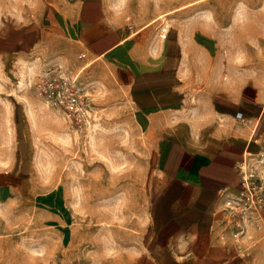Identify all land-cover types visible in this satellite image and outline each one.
<instances>
[{"label":"rangeland","instance_id":"374dc122","mask_svg":"<svg viewBox=\"0 0 264 264\" xmlns=\"http://www.w3.org/2000/svg\"><path fill=\"white\" fill-rule=\"evenodd\" d=\"M74 1L0 0V174L11 177V188L0 187V264H149L164 183L159 123L139 119L114 68L90 65L67 43L56 20L64 26L59 13H71ZM107 2L122 24L165 42L177 32L199 52L196 65L208 75H191V98L210 95L216 82L250 84L264 97V0ZM51 67L74 81L82 115L34 90ZM185 129H170L171 138ZM235 241H264V221Z\"/></svg>","mask_w":264,"mask_h":264},{"label":"crops","instance_id":"0c3cea01","mask_svg":"<svg viewBox=\"0 0 264 264\" xmlns=\"http://www.w3.org/2000/svg\"><path fill=\"white\" fill-rule=\"evenodd\" d=\"M59 15L64 26L56 23L79 58L114 68L139 119L159 123L156 155L164 183L151 215L155 233L148 263L264 264V241L250 246L230 234L215 237L224 200L240 189V164L251 163L264 147L260 91L216 82L210 95L193 99L191 75L205 82L208 72L197 67L199 52L189 51L177 32L165 42L152 29L128 31L107 0H75L71 13ZM192 46L202 48L197 41ZM180 125L186 127L181 138H171L170 129ZM8 177L0 174L1 188H11ZM47 213L64 222L57 212Z\"/></svg>","mask_w":264,"mask_h":264},{"label":"built area","instance_id":"2783aa9c","mask_svg":"<svg viewBox=\"0 0 264 264\" xmlns=\"http://www.w3.org/2000/svg\"><path fill=\"white\" fill-rule=\"evenodd\" d=\"M133 31V25L124 26ZM36 93L46 98L52 105L73 116L82 115L84 105L74 81L54 68L43 70L33 83ZM240 117V114L238 115ZM264 147L251 157V163L239 166L240 189L223 202L221 223L215 237L230 234L234 240L240 239L264 221Z\"/></svg>","mask_w":264,"mask_h":264}]
</instances>
